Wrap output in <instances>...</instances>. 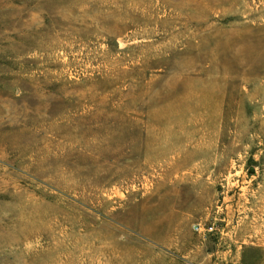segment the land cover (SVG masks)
Returning <instances> with one entry per match:
<instances>
[{
    "label": "rangeland",
    "instance_id": "374dc122",
    "mask_svg": "<svg viewBox=\"0 0 264 264\" xmlns=\"http://www.w3.org/2000/svg\"><path fill=\"white\" fill-rule=\"evenodd\" d=\"M0 264H264V0H0Z\"/></svg>",
    "mask_w": 264,
    "mask_h": 264
},
{
    "label": "built area",
    "instance_id": "2783aa9c",
    "mask_svg": "<svg viewBox=\"0 0 264 264\" xmlns=\"http://www.w3.org/2000/svg\"><path fill=\"white\" fill-rule=\"evenodd\" d=\"M192 230L200 236H204L206 234H208L209 232H211L212 228L211 227H206V226H201L200 224H194L192 226Z\"/></svg>",
    "mask_w": 264,
    "mask_h": 264
}]
</instances>
